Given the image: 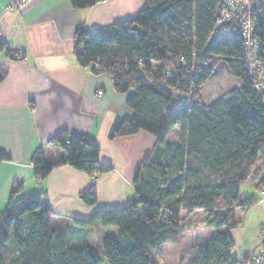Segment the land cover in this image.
Segmentation results:
<instances>
[{"label": "trees", "instance_id": "trees-1", "mask_svg": "<svg viewBox=\"0 0 264 264\" xmlns=\"http://www.w3.org/2000/svg\"><path fill=\"white\" fill-rule=\"evenodd\" d=\"M97 0H70L77 8ZM223 0H143L138 13L96 28L79 23L74 30L78 63L106 72L117 91L126 93L131 117L117 115L109 138L146 130L155 137L134 178L135 194L119 207L98 208L88 218L55 213L45 205L47 191L15 198L0 210V264H155L162 245L180 239L184 210L202 208L206 223L217 227L209 243L190 264H243L233 257L232 231L237 208L250 207L254 196L241 198L240 187L252 166L264 158V105L245 67L238 30L216 25ZM264 59V7L253 15ZM15 57L0 39V51ZM220 61L242 82L205 103L204 84ZM97 66V69L95 68ZM7 70L0 65V82ZM177 127L179 138L168 136ZM65 157L49 162L45 147L33 157L34 176L43 180L62 164L84 171L93 180L111 169L100 162V146L87 135L62 129L47 141ZM0 146V160L9 159ZM264 187V177L257 182ZM97 202L95 184L81 194ZM67 221L78 227L95 222L117 226L103 239L104 255L88 242L72 243Z\"/></svg>", "mask_w": 264, "mask_h": 264}, {"label": "crops", "instance_id": "crops-1", "mask_svg": "<svg viewBox=\"0 0 264 264\" xmlns=\"http://www.w3.org/2000/svg\"><path fill=\"white\" fill-rule=\"evenodd\" d=\"M142 4L143 0H97L77 8L70 0H0V39L15 55L0 51V65L7 70L0 82V146L10 156L0 160V210L13 193L18 198L47 191L45 205L55 213L87 218L98 208L122 206L135 194L134 175L143 157L153 151L155 137L140 130L109 138L115 117H131L133 112L126 104L127 94L116 90L106 72L78 63L74 30L79 23L96 28L132 18ZM62 129L93 137L100 146V162L111 169L93 180L62 164L37 180L32 157L39 146L45 147L49 162L65 157L63 150L47 144ZM93 184L97 202L89 205L81 194ZM63 226H68L70 239L93 245L100 229L103 235L118 230L99 222L78 227L67 221Z\"/></svg>", "mask_w": 264, "mask_h": 264}, {"label": "rangeland", "instance_id": "rangeland-1", "mask_svg": "<svg viewBox=\"0 0 264 264\" xmlns=\"http://www.w3.org/2000/svg\"><path fill=\"white\" fill-rule=\"evenodd\" d=\"M241 82L242 79L232 74L225 61H220L207 81L201 86L202 100L205 103L212 102L229 89L240 85ZM177 131L178 128L172 130L168 137L177 140L179 138ZM262 177H264V158L256 161L251 168L249 177L240 187L242 199L246 196H254L258 198V201L250 207L240 206L237 208L238 225L232 231L234 245L230 248V252L239 259L246 257L259 244V229L264 223V189H258L257 182ZM206 218L207 213L202 208L192 212L184 210L182 216L184 228L180 239L174 243L164 244L156 250L152 255L155 264H190L218 230L217 227L209 226L206 223ZM101 232L100 229L96 236L93 235L97 237L94 246L101 255H104V236L112 235L114 230H109L105 235ZM70 242L77 243L73 237ZM105 264L108 263L105 262Z\"/></svg>", "mask_w": 264, "mask_h": 264}, {"label": "built area", "instance_id": "built-area-1", "mask_svg": "<svg viewBox=\"0 0 264 264\" xmlns=\"http://www.w3.org/2000/svg\"><path fill=\"white\" fill-rule=\"evenodd\" d=\"M262 7L264 0H223L215 23L228 31L240 32L245 67L252 79L254 90L264 105V59L260 56V42L255 33L253 18L254 13ZM95 68L97 69L96 65ZM99 175L94 174V178H99ZM259 239L258 246L244 257L243 264H264V223L259 229Z\"/></svg>", "mask_w": 264, "mask_h": 264}]
</instances>
